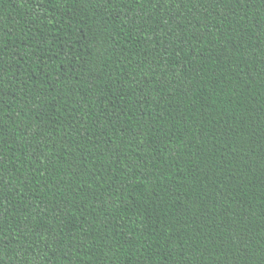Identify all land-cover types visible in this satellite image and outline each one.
Masks as SVG:
<instances>
[{"label":"trees","instance_id":"16d2710c","mask_svg":"<svg viewBox=\"0 0 264 264\" xmlns=\"http://www.w3.org/2000/svg\"><path fill=\"white\" fill-rule=\"evenodd\" d=\"M0 264H264V0H0Z\"/></svg>","mask_w":264,"mask_h":264}]
</instances>
